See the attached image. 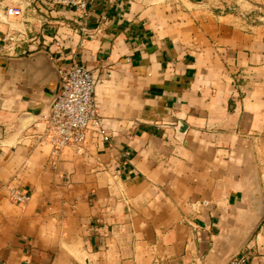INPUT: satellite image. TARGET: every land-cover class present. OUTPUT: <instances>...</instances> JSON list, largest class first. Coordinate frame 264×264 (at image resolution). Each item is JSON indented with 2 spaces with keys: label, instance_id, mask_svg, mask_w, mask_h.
I'll return each mask as SVG.
<instances>
[{
  "label": "crops",
  "instance_id": "crops-1",
  "mask_svg": "<svg viewBox=\"0 0 264 264\" xmlns=\"http://www.w3.org/2000/svg\"><path fill=\"white\" fill-rule=\"evenodd\" d=\"M47 4L0 0V264H264V24L240 18L264 0ZM72 64L107 140L53 157L40 120Z\"/></svg>",
  "mask_w": 264,
  "mask_h": 264
},
{
  "label": "built area",
  "instance_id": "built-area-1",
  "mask_svg": "<svg viewBox=\"0 0 264 264\" xmlns=\"http://www.w3.org/2000/svg\"><path fill=\"white\" fill-rule=\"evenodd\" d=\"M47 5L59 12L71 11L80 18L88 16V6L95 0H46ZM230 10V9H223ZM6 17L20 21L22 12L20 9H7ZM58 49L59 43H53ZM59 92L48 115L40 122L44 125V131L40 142L47 145L53 157L58 156L68 148H79L83 144L89 132L95 133L106 141L96 111L94 101V81L91 73L81 64H72L58 72ZM127 155L121 156V162H126ZM10 199L18 205H24L28 199L24 195L10 192ZM253 255L244 250L235 254L227 264H251Z\"/></svg>",
  "mask_w": 264,
  "mask_h": 264
},
{
  "label": "rangeland",
  "instance_id": "rangeland-1",
  "mask_svg": "<svg viewBox=\"0 0 264 264\" xmlns=\"http://www.w3.org/2000/svg\"><path fill=\"white\" fill-rule=\"evenodd\" d=\"M230 9V10H226L227 13H232V12H236L238 10H240L241 8H237L235 6H229L226 4H222V9ZM225 11V10H223ZM251 15H254L253 17L250 15L251 18H249V16L245 15L247 14V12H244L245 14H243L242 18L244 21L249 20L250 23L257 25V24H264V16H259L262 15V11H260V9H257L255 7H253L251 10ZM241 13V12H239ZM253 13V14H252Z\"/></svg>",
  "mask_w": 264,
  "mask_h": 264
}]
</instances>
